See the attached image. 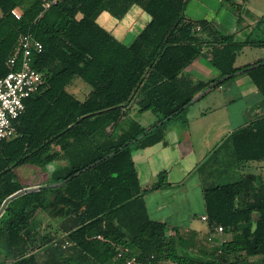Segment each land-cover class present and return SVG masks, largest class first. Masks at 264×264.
<instances>
[{
  "label": "trees",
  "instance_id": "16d2710c",
  "mask_svg": "<svg viewBox=\"0 0 264 264\" xmlns=\"http://www.w3.org/2000/svg\"><path fill=\"white\" fill-rule=\"evenodd\" d=\"M187 1L54 0L44 8V0H0V77L8 71L7 59L17 55L20 36L29 32L42 43L33 66L44 78L14 121L15 134L0 140V243L12 255L5 261L0 254V264H126L130 257L133 264H264L260 175L239 173L207 184L226 171L216 167L220 153L224 166L264 158V113L234 128L199 166L206 181L202 195L209 232L221 226L229 239L190 255L184 250H193L195 243L181 235L180 227L150 218L146 209L144 194L169 183L163 170L156 182L142 187L136 150L164 142L167 125L198 93L239 70L264 99V59L248 69L251 64L235 66L247 41H235L208 20L188 18ZM132 5L150 18L125 44L98 18L107 12L121 19ZM15 7L21 10L19 19L11 13ZM250 44L264 46V40ZM204 47L210 67L218 71L210 80L185 73ZM225 75L230 76L220 80ZM76 79L90 87L83 99L70 89ZM132 108L138 114L150 111L156 119L143 125ZM37 174L46 179L32 183ZM34 186L40 188L4 203ZM39 212L54 220L72 218L73 226L34 246L31 224L39 223Z\"/></svg>",
  "mask_w": 264,
  "mask_h": 264
},
{
  "label": "crops",
  "instance_id": "0c3cea01",
  "mask_svg": "<svg viewBox=\"0 0 264 264\" xmlns=\"http://www.w3.org/2000/svg\"><path fill=\"white\" fill-rule=\"evenodd\" d=\"M184 12L190 19L210 21L221 33L232 34L235 41H247L237 53L235 66L253 64L259 59H264V46L250 44L251 41L264 40V0H188ZM111 17L107 12H103L98 21L123 42L128 35L120 32L119 38L116 36V22L113 24ZM149 18L148 15V20ZM134 37L123 43L129 44ZM241 54L242 59L237 62ZM208 56V48L204 47L202 53L186 68L185 73L201 80L218 77V71L208 63ZM210 88L205 96L197 98L186 108V122L181 127L174 122L167 125L164 142L134 152L135 166L142 187L156 182L161 169L166 171L169 184L144 194L146 209L150 218L165 221L169 226L180 227L178 223L181 216L187 219L189 224L180 227V233L185 239L195 243L193 250H184L190 255L197 254L198 250L202 249L201 246L211 250L230 238L218 230L210 233L205 219H202L205 213L202 195L204 176L199 172L200 163L234 128L245 125L264 113L263 95L244 70H239L234 77L218 87ZM240 100L241 104L238 105ZM131 113L136 118L139 115L134 108ZM219 155L216 167L219 172L226 171L218 179L239 173H254L259 174L264 181V158L240 165L232 163L231 166H224L220 161L223 155ZM191 188L199 189L202 209L199 214L190 207L179 209L180 203L189 206ZM166 196L169 197L164 199ZM193 218L204 221L205 225L191 226ZM178 251L181 253L182 250L179 248ZM257 258L258 256L252 257ZM164 264L175 263L167 260Z\"/></svg>",
  "mask_w": 264,
  "mask_h": 264
},
{
  "label": "built area",
  "instance_id": "2783aa9c",
  "mask_svg": "<svg viewBox=\"0 0 264 264\" xmlns=\"http://www.w3.org/2000/svg\"><path fill=\"white\" fill-rule=\"evenodd\" d=\"M54 0H44L43 7L47 8ZM11 13L20 18L22 13L18 7L11 9ZM42 43L29 32L19 38L17 55H12L6 61L8 71L0 77V140L10 138L15 134L14 121L25 110V100L37 92L43 85L44 78L33 66V54L40 52ZM202 219H206L203 215ZM222 231V227H217ZM121 253H118L120 255ZM135 257L125 260L126 264H133Z\"/></svg>",
  "mask_w": 264,
  "mask_h": 264
},
{
  "label": "rangeland",
  "instance_id": "374dc122",
  "mask_svg": "<svg viewBox=\"0 0 264 264\" xmlns=\"http://www.w3.org/2000/svg\"><path fill=\"white\" fill-rule=\"evenodd\" d=\"M130 8L131 9L129 10L128 14H126L120 20L114 19L111 17V19H113V24H114V21L116 22V29L114 31L116 36H118L119 38L120 32H123L128 35V38L127 39L125 38L123 42H127L128 40H130V38L134 37L136 33L144 26L145 22L148 20V15L139 6L132 5ZM242 56L243 55L241 54L237 62H239L242 59ZM70 89L75 92L76 96L79 99H83L85 96L84 94L90 89V87L86 83H84L81 79H76L74 85L70 86ZM240 104H241V100L238 102V105ZM184 118H186L185 112H183L180 117L173 119L171 122H174L175 124L181 127L183 124L182 120ZM137 119L143 125H147V124L152 123L156 119V116L152 112L146 111V112L139 114L137 116ZM161 171L163 170L161 169ZM235 176H231V177L225 176L219 180H211V181L208 180L207 184H209L210 182L219 183V182L230 181L232 179H235L236 178ZM45 179L46 178L44 175L37 174V175L31 176L30 181L32 183H38V182L44 181ZM205 182L206 181H204V183ZM198 191H199L198 188L197 189L191 188L190 189L191 200H190L189 206L186 203L185 205L180 203L179 209L182 210L183 208L190 207L191 209H195L198 214L201 213L202 212L201 198H200V194ZM168 197L169 196H166L163 198L166 199ZM156 199L158 198L156 197ZM38 218L40 220L39 223L35 222L31 224V231L33 233V237L36 238L34 246H38V247L41 246L46 241L54 239L55 237L59 236L61 233L67 231L73 226L72 218H69V217L64 218V219L54 220L53 218L48 217L45 213L39 212ZM179 222L180 223L178 224H180L179 225L180 227H183V226L186 227L189 224L187 223V219L184 218L183 216L180 217ZM203 225H205V222L200 219L193 218L191 221V226L203 227ZM8 248L9 247H7L6 244L0 243V254L5 256V259L3 258L5 261L6 260L8 261L12 257V255H10L11 253L9 252ZM201 248H204V246H201ZM3 259H1V262L3 261Z\"/></svg>",
  "mask_w": 264,
  "mask_h": 264
},
{
  "label": "water",
  "instance_id": "95a60500",
  "mask_svg": "<svg viewBox=\"0 0 264 264\" xmlns=\"http://www.w3.org/2000/svg\"><path fill=\"white\" fill-rule=\"evenodd\" d=\"M260 63H264V60L263 61H261ZM255 64H251L250 66H248V67H246V69H248V68H251L252 66H254ZM238 72V71H237ZM230 75H225L224 77H222L220 80H222V79H226L227 77H229ZM218 82V81H217ZM217 82H215V83H213L211 86H213L214 84H217ZM211 86H208V87H206V88H204L200 93H198L192 100H191V102H193V101H195L197 98H199L202 94H204ZM169 117H166L165 119H163V120H160L158 123H157V125L158 124H160V123H162L164 120H166V119H168ZM99 160H97V161H95V162H93V163H91L90 165H88L87 167H85L84 169H86V168H88L89 166H92V165H94L95 163H97ZM76 174V173H75ZM64 180H62V181H60V182H54V183H50L49 185L50 186H57L58 184H60V183H62ZM40 188V186H34V187H26V188H22V189H20V190H18L17 192H15V193H13L12 195H10L5 201H4V203L8 200V199H10V198H13V197H15V196H17V195H19L20 193H23V192H26V191H31V190H36V189H39ZM1 211V210H0Z\"/></svg>",
  "mask_w": 264,
  "mask_h": 264
}]
</instances>
